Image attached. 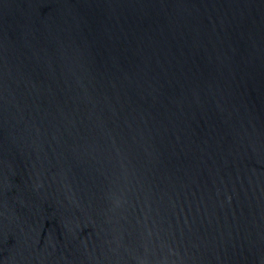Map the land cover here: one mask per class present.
Returning <instances> with one entry per match:
<instances>
[{
	"label": "water",
	"instance_id": "95a60500",
	"mask_svg": "<svg viewBox=\"0 0 264 264\" xmlns=\"http://www.w3.org/2000/svg\"><path fill=\"white\" fill-rule=\"evenodd\" d=\"M0 264H264V0H0Z\"/></svg>",
	"mask_w": 264,
	"mask_h": 264
}]
</instances>
